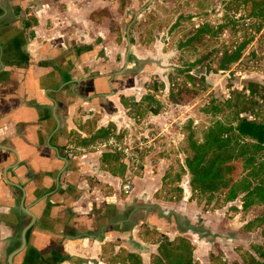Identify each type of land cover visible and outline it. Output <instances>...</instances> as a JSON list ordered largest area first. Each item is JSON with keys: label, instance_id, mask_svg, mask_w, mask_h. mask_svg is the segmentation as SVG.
Segmentation results:
<instances>
[{"label": "crops", "instance_id": "obj_1", "mask_svg": "<svg viewBox=\"0 0 264 264\" xmlns=\"http://www.w3.org/2000/svg\"><path fill=\"white\" fill-rule=\"evenodd\" d=\"M110 1L0 0V264H153L162 237L209 260L223 208L190 200L188 173L181 200L157 197L176 160L186 169L190 123L173 104L150 112L155 62L129 36L112 54L109 14H95ZM110 136L140 147V159L98 149Z\"/></svg>", "mask_w": 264, "mask_h": 264}, {"label": "rangeland", "instance_id": "obj_2", "mask_svg": "<svg viewBox=\"0 0 264 264\" xmlns=\"http://www.w3.org/2000/svg\"><path fill=\"white\" fill-rule=\"evenodd\" d=\"M110 2L105 10H96L95 13L98 16L109 14L105 41L113 43L114 55L119 51L117 47L126 48L129 36L133 44L137 43L135 49L137 47L142 57L155 62L152 63L154 74L146 84L147 89H157L151 93L160 96L158 108L153 110H161L173 104L175 117H179L178 122L190 123L186 132L187 141L180 148L186 156L191 155L188 138L200 141L215 118L224 120L227 114L225 108L223 113L216 115L204 112L208 107L213 104L223 107V102L233 96V91L247 94L250 83L264 85V39L259 36L247 45L240 61L231 65L229 71H217L221 53L233 50L251 35L250 26H245L246 21L235 18L238 13L246 12L245 7L248 5L241 4V0ZM198 29H203L204 33L196 40H190ZM118 37L120 46L116 43ZM135 49L129 54L130 62ZM194 63L196 66L193 68L191 65ZM157 81L164 84L163 88ZM178 105H186V108L179 109L176 107ZM176 162L174 171L179 170V163ZM216 204V199H213L209 208H215ZM240 204L239 200L226 204L217 220L209 224L211 231L208 236L212 243L209 245L208 256L216 257V260L208 257L207 264H251L247 257L243 259L236 251H247L257 259L253 245L264 247V237L260 231L247 234L242 229V222H248L259 215L262 208H253L246 215L227 209L230 205ZM234 217L237 218L233 220ZM215 237L222 241H217ZM227 238L234 241L229 242ZM221 249H225L224 252Z\"/></svg>", "mask_w": 264, "mask_h": 264}, {"label": "trees", "instance_id": "obj_3", "mask_svg": "<svg viewBox=\"0 0 264 264\" xmlns=\"http://www.w3.org/2000/svg\"><path fill=\"white\" fill-rule=\"evenodd\" d=\"M241 2L244 6L248 5L246 12L238 13L235 18L246 21L245 26H250L251 35L233 50L221 53L217 71L227 72L231 65L238 63L247 45L256 40V36L264 39V0ZM249 20L252 23L249 24ZM202 33L203 29H198L190 40H196ZM195 66V63L191 65L193 68ZM189 79L193 80L190 76ZM149 90L156 92L157 89L150 87ZM247 92L233 91V96L223 102V107L213 104L204 111L216 115L223 113L225 108L227 114L224 120L215 118L200 141L188 138L191 155L186 156L184 161L186 169L179 166V170L174 171L171 168L169 175L164 177V181L168 180L170 185L165 182L157 197L169 202L181 200L183 190L178 184L182 176L188 173L190 200L202 205L203 211L222 209L237 200L241 203L240 210L236 205H230L228 210L247 213L253 207H261L260 214L246 222L242 229L245 232L259 230L264 237V85L250 83ZM150 112L158 114V110L151 108ZM140 152L136 153V158L140 157ZM132 164L136 165L134 161ZM213 199L217 204L215 208H209ZM198 233L205 234L200 230ZM253 250L257 259L247 251L238 250L237 253L243 259L247 257L251 264H264V247L253 245ZM158 253L153 257V264H198L193 259V247L182 237L173 241L160 238ZM211 259L216 260V257Z\"/></svg>", "mask_w": 264, "mask_h": 264}, {"label": "built area", "instance_id": "obj_4", "mask_svg": "<svg viewBox=\"0 0 264 264\" xmlns=\"http://www.w3.org/2000/svg\"><path fill=\"white\" fill-rule=\"evenodd\" d=\"M98 149H112L119 151L124 158L128 160L136 159V153L141 150L140 147H135L134 145L121 144L115 138L111 137L103 143H100L97 147ZM69 151H72V147H69ZM129 184H124L122 190L124 192L130 191Z\"/></svg>", "mask_w": 264, "mask_h": 264}]
</instances>
